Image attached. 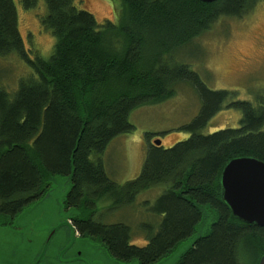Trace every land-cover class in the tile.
<instances>
[{
  "label": "trees",
  "instance_id": "trees-1",
  "mask_svg": "<svg viewBox=\"0 0 264 264\" xmlns=\"http://www.w3.org/2000/svg\"><path fill=\"white\" fill-rule=\"evenodd\" d=\"M260 1L120 0L118 23H101L78 0H43L40 22L56 38L45 58L31 56L15 0H0V61L18 55L31 68L15 89L0 84V225L39 201L57 176H68L63 204L76 230L120 261L156 264L207 218L208 232L177 264H258L264 226L232 215L219 179L231 158L264 160V107L228 103L242 110L240 126L202 132L233 93L209 88L176 52L219 19L242 16ZM40 2L23 6L35 11ZM181 83H191L202 101L184 125L190 136L169 147L151 143L140 175L117 183L106 170L107 148L133 131L134 109L173 97ZM160 185L165 190L150 209L156 218L138 225L145 243H135L130 224L104 221L102 211Z\"/></svg>",
  "mask_w": 264,
  "mask_h": 264
},
{
  "label": "rangeland",
  "instance_id": "rangeland-1",
  "mask_svg": "<svg viewBox=\"0 0 264 264\" xmlns=\"http://www.w3.org/2000/svg\"><path fill=\"white\" fill-rule=\"evenodd\" d=\"M15 3L20 28L26 46L32 51L31 56L39 54L48 58L53 52L56 38L40 22V15L45 12L43 0L35 11L26 10L23 0H15ZM78 6L92 12L101 23L107 20L118 23L120 0H78ZM176 57V60L189 64L209 88L233 93L223 109L213 116L202 132L211 133L222 128L240 126L244 116L242 110L231 104L228 106V103L248 101L254 106L264 107V0L242 16L219 19L211 29L178 49ZM6 59L5 62L0 61V84L12 90L31 68L18 55H11ZM23 72L25 73L21 74ZM15 82L16 86L13 87ZM201 105L199 91L191 83H181L173 97L134 109L129 116L134 126L133 131L115 138L106 150L104 160L108 175L120 184L137 178L142 172L150 144L155 139H160L165 147H169L188 138L190 133L184 129V125L198 115ZM148 134L151 136L148 137ZM70 183L68 176H57L48 192L36 201L39 204L34 209H29L19 216L20 212L13 219H9L7 227L0 225L1 231L6 228L5 232L0 234V264L10 261L12 254H9V250L12 246H17V249L22 251V261L28 264L35 260L38 249L28 252L26 247H40L46 235L50 232L52 234L55 227L60 230L57 231L53 246L51 244L50 247L64 248V252L57 257H64L66 253L77 255L84 248L90 247L76 236L73 225L68 223L69 210L62 208V201L71 188ZM164 190L165 185L152 187L141 192L136 201L129 205L102 211V217L108 223L121 221L130 224L133 240L137 244H143L146 241L145 232L138 225H150L154 221L156 217L150 209ZM210 223V219L204 218L195 232L182 241L173 252L159 260L158 264H176L194 240L208 232ZM41 227L47 231L43 237L27 242V237L32 238L31 234L27 233H37ZM69 244L71 246L68 247L72 248L65 249ZM43 259L48 262L47 256Z\"/></svg>",
  "mask_w": 264,
  "mask_h": 264
},
{
  "label": "water",
  "instance_id": "water-1",
  "mask_svg": "<svg viewBox=\"0 0 264 264\" xmlns=\"http://www.w3.org/2000/svg\"><path fill=\"white\" fill-rule=\"evenodd\" d=\"M202 1L214 2L217 0ZM154 143L155 145H160L161 140L157 139L154 141ZM219 180L221 187V197L231 210L232 215L243 222L255 223L259 226H264V160L254 156H237L231 158L221 171ZM42 202L44 201L42 200ZM37 204H39V202H36L32 206L29 205L25 207L19 216L27 212L29 209H34ZM62 207H64V205ZM50 209H53L52 204L50 205ZM67 214L69 216L68 223L73 225V223L70 221V211H68ZM73 228L76 230L74 225ZM5 230L6 228H2V231L0 230V234H2V232L4 233ZM59 230V228L55 227L52 230V234L50 232L46 235L43 240L45 241V247L48 245L50 247L51 244L53 246V240L57 234V231ZM29 232L32 236L29 241L32 242L36 241L37 238H42L44 233L47 231L41 227L40 231L37 233H33L31 231ZM82 241L90 246L89 248L84 249H94L95 245L90 242V240ZM194 242L187 250L193 246ZM14 248H17V246H12V250ZM98 253H100V260H98L99 263L97 264H118L114 258L109 256L107 249L98 251ZM123 264H138V262L132 261ZM156 264H158V262ZM258 264H264V255L260 258Z\"/></svg>",
  "mask_w": 264,
  "mask_h": 264
},
{
  "label": "flooded vegetation",
  "instance_id": "flooded-vegetation-1",
  "mask_svg": "<svg viewBox=\"0 0 264 264\" xmlns=\"http://www.w3.org/2000/svg\"><path fill=\"white\" fill-rule=\"evenodd\" d=\"M155 140H157V139H155ZM158 140H160V139H158ZM152 143L155 145L154 142H152ZM161 145H162V143H161ZM71 220H72V218L70 219V221ZM71 222L73 223V221H71ZM2 227H7V224H4ZM75 234L81 240H90V242H92L95 245L94 249H84L83 251L86 253H83V251H80L77 253V255L66 253L64 257H57L61 253L64 252V248H62V249L57 248V247L51 248V247H49V245L47 247H45V241H43L42 244H40V247H38V248L26 247V250L28 252H31V251H29L31 249L32 250L38 249V251L36 250L37 251L36 254H38L37 258L35 260H32L31 262H29L28 264H54L55 260H56L55 261L56 264H62L61 262H66L69 264H97V263H99L98 260H100V257H99L100 253H98V251H102L103 249H105V247L104 246L102 247V244L100 243V241L95 239L93 236L83 235L82 233H80L78 231H75ZM27 235H30V232H28ZM39 239H41V238H39ZM26 241L31 242V241H29V237H27ZM31 245L34 246L35 244H31ZM70 245L71 244H69L65 247H68ZM70 248H72V247H68L65 249L69 250ZM5 250H7V249H5ZM107 251H108V249H107ZM9 254H12L10 261L5 262V263L1 262V264H27L25 261H22L24 259V255L20 249H17V248H14L13 250L10 249ZM108 254L110 257L114 258L113 256H111L109 251H108ZM44 256L48 257L47 263L43 259ZM114 259L118 262V264L127 263L125 261H120L116 258H114ZM58 261H59V263H58Z\"/></svg>",
  "mask_w": 264,
  "mask_h": 264
},
{
  "label": "bare ground",
  "instance_id": "bare-ground-1",
  "mask_svg": "<svg viewBox=\"0 0 264 264\" xmlns=\"http://www.w3.org/2000/svg\"><path fill=\"white\" fill-rule=\"evenodd\" d=\"M71 184V183H70ZM66 197V196H65ZM63 208V207H62ZM69 217V216H68ZM198 225V224H197ZM209 225V224H208ZM186 239V238H185ZM173 251V250H172ZM184 251V250H183ZM177 261V260H176Z\"/></svg>",
  "mask_w": 264,
  "mask_h": 264
}]
</instances>
